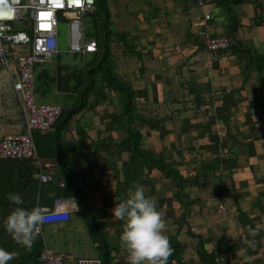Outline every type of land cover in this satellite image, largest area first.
<instances>
[{
    "label": "crops",
    "instance_id": "crops-1",
    "mask_svg": "<svg viewBox=\"0 0 264 264\" xmlns=\"http://www.w3.org/2000/svg\"><path fill=\"white\" fill-rule=\"evenodd\" d=\"M204 1L206 22L195 0H150L151 13L136 4L118 14L117 34L126 39L113 36L108 49L132 94L131 113L124 114L128 96L93 88L81 110L33 134L51 180L38 183L34 167L32 178L44 195L69 196L75 206L67 222L43 226L51 248L72 254L63 264H129L120 242L124 221L112 210L134 183L166 220L174 249L168 264H264V0ZM204 26L212 37L235 40L229 55L203 49ZM134 51L138 61L126 73L117 64ZM54 96L62 104H48L61 110L69 100L76 105V97ZM17 120L10 117L2 131L9 124L19 128L8 133L21 132ZM131 132L140 153L126 144Z\"/></svg>",
    "mask_w": 264,
    "mask_h": 264
},
{
    "label": "built area",
    "instance_id": "built-area-1",
    "mask_svg": "<svg viewBox=\"0 0 264 264\" xmlns=\"http://www.w3.org/2000/svg\"><path fill=\"white\" fill-rule=\"evenodd\" d=\"M3 4L13 11L10 16L0 18V70L7 76V81L0 86V160H29L38 170V183H45L51 178L44 175L42 170L48 169L49 164L38 156L33 134H43L50 130L61 114V107L34 102V68L59 54V21H65L67 25L69 54H77L83 60L85 55L95 51L94 41L84 36V19L96 12V5L94 0H26L24 3L21 0H3ZM195 5L203 12L202 22L208 21L210 10L205 1L195 0ZM198 35L203 49L211 53L229 55L235 45L232 37H212L206 26ZM12 116L21 122L22 131L4 133L3 123ZM35 208H39L46 216L57 217L40 226L41 236L43 226L68 221L75 206L72 199L56 196L50 206ZM218 210L222 211L221 205ZM62 216L67 219H60ZM69 259H72L71 253L49 250L42 244L36 262L63 264ZM74 264L101 262L97 258H77Z\"/></svg>",
    "mask_w": 264,
    "mask_h": 264
},
{
    "label": "trees",
    "instance_id": "trees-1",
    "mask_svg": "<svg viewBox=\"0 0 264 264\" xmlns=\"http://www.w3.org/2000/svg\"><path fill=\"white\" fill-rule=\"evenodd\" d=\"M94 3L96 12L89 15L90 21L86 25L85 31V37L94 40L97 46L96 52L91 57L90 66L86 69L85 65L83 69L72 71V69L56 64L54 69L59 67L61 70L57 68L56 74L53 71L50 72L47 68L38 67V64L34 68L33 96L35 101L54 96V90L63 94L65 98H67L66 95L76 97L74 100L75 106L73 101H68L69 104H72L70 106H74L71 110L65 109L68 104L65 102L66 107L61 110L56 122L81 110L93 88L120 91L123 95L128 96V98H125L124 114L131 113L130 109L134 108L131 102L132 94L129 92L130 90L114 73L113 56L108 49L111 36H114L118 42L123 44L127 34L111 33L106 1L94 0ZM126 144L132 146V151L140 153L135 132H131V138L128 136ZM32 173L33 165L29 160H0V247L16 253V257L8 264H37L36 258L42 247V241L38 235L30 251L17 244L4 227L6 217L16 207L31 210L36 206H50L52 199L56 196L70 198L59 194L44 195V186H37L35 179L32 178ZM77 193L79 195L78 202L80 203L82 197L79 191ZM9 194H19L23 204L16 205L10 201L8 199Z\"/></svg>",
    "mask_w": 264,
    "mask_h": 264
},
{
    "label": "clouds",
    "instance_id": "clouds-1",
    "mask_svg": "<svg viewBox=\"0 0 264 264\" xmlns=\"http://www.w3.org/2000/svg\"><path fill=\"white\" fill-rule=\"evenodd\" d=\"M0 5V18L10 16L13 9L3 4V0H0ZM8 199L16 205L23 204L19 194H9ZM112 212L114 218L124 221L120 242L128 254L129 264H168L174 249L165 234L167 223L157 210V202L145 195L142 185L134 183L125 200H116ZM54 218L57 217L46 216L39 208L28 210L16 207L6 217L4 227L17 244L30 251L39 235L40 226ZM59 218L67 219L66 216ZM15 257V252L0 247V264H8Z\"/></svg>",
    "mask_w": 264,
    "mask_h": 264
},
{
    "label": "rangeland",
    "instance_id": "rangeland-1",
    "mask_svg": "<svg viewBox=\"0 0 264 264\" xmlns=\"http://www.w3.org/2000/svg\"><path fill=\"white\" fill-rule=\"evenodd\" d=\"M26 0H21L22 3H24ZM106 1V5L107 8H109L110 10H114V20H112L113 24L115 26H112L110 28L111 33L115 34L117 32H122V26L121 23L119 22H114L117 19L118 14L124 16V14L122 13V11L124 9H126L127 12L131 11V9H134V6L137 4V7L142 8L145 12L148 10L150 13L151 11V7L150 6H146V4L150 1V0H105ZM139 4V5H138ZM141 4V5H140ZM133 11V10H132ZM20 12H23V10H21ZM89 16H86L84 19V22L86 25L89 24ZM131 31H134L133 28H130ZM120 34V33H118ZM114 39L113 36H111V39ZM57 46H58V51L59 54L56 57L57 59L53 58L52 62L49 63H44V64H38V67H43L44 69H48L50 72L54 69L55 63L57 62L59 66H65L69 69H79L82 67V60L81 58L77 55V54H69L67 52V48H68V34H67V25L65 21H59L58 23V39H57ZM136 52H133V55L128 56L126 54L125 59L122 61L121 65H119V63L117 64L119 67L123 68L124 72H129L130 70H133L135 65H133L131 62H136L138 61V58L135 54ZM129 58L131 60H129ZM51 61V60H50ZM90 61H91V55H86L83 57V65H86V69L90 66ZM125 62V63H124ZM4 73L2 70H0V86L2 83H4L6 81V78L3 77ZM47 101L43 102V103H53V104H59L61 101L59 99V97L57 96H51V97H47L46 98ZM52 99L53 102H51L50 100ZM36 103V101H35ZM62 104V102H61ZM19 128V126H18ZM18 128H15L14 125H9L6 124L5 127V133L8 132H15L18 131ZM49 232L46 231L45 228H43V242L45 243V246L47 249L49 250H54V248H51L52 245V240L51 238L48 237Z\"/></svg>",
    "mask_w": 264,
    "mask_h": 264
}]
</instances>
